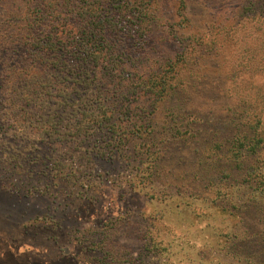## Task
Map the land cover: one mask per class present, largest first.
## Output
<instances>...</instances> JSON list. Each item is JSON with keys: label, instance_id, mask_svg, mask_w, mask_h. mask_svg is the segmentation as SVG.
I'll return each mask as SVG.
<instances>
[{"label": "rangeland", "instance_id": "obj_1", "mask_svg": "<svg viewBox=\"0 0 264 264\" xmlns=\"http://www.w3.org/2000/svg\"><path fill=\"white\" fill-rule=\"evenodd\" d=\"M23 1L0 0V20L19 14ZM181 1L184 9L178 12ZM263 2L140 4L154 29L135 55L144 51L157 62L183 52L190 60L184 100L164 102L153 116L152 150L162 159L155 174H147L146 161L135 158L138 148L147 152L144 141L150 140L130 135L113 150L110 134L87 122L96 113L92 106L77 110L81 93L63 74L68 65L52 71L50 91L39 100L9 93L6 87L19 76L13 63L20 68L22 62L7 61L0 46V264H264L262 252L235 246L264 233L259 212L226 215L173 179L199 178L196 148L232 133L227 104L234 97L226 89L225 79L232 76L226 62L238 69L235 82L254 78L253 93L264 86V63L253 70L247 52L264 48V34L255 30L264 22ZM223 56L229 61L221 69ZM177 129L193 130L194 138L171 140ZM240 191L243 202L250 188Z\"/></svg>", "mask_w": 264, "mask_h": 264}, {"label": "trees", "instance_id": "obj_2", "mask_svg": "<svg viewBox=\"0 0 264 264\" xmlns=\"http://www.w3.org/2000/svg\"><path fill=\"white\" fill-rule=\"evenodd\" d=\"M143 2L24 0L19 14L13 11L0 20V46L7 51V61L22 62L20 68L13 63V71H19V76L12 88L6 87L9 93L15 91L20 98L39 100L50 91L54 81L52 71L68 65L63 74L69 75L81 93L77 110L92 106L96 113L87 122L110 134L113 150L121 149L130 135L150 140L144 141L147 152L138 148L135 158L139 156L140 161H146L143 170L147 174H155L159 173L162 159L152 150L156 132L154 113L166 101L184 100L191 72L190 60L183 52L157 62L150 61L144 51L135 55L154 29L146 24L147 13L140 6ZM247 3L253 6V2ZM182 9L184 1L180 2L178 12ZM124 26L132 31H124ZM259 29L264 34V22L255 28L258 32ZM174 37L183 41L179 35ZM128 38L133 41L128 42ZM247 52L253 70L264 63V48L254 47ZM226 61L229 59L223 56L221 69L226 67ZM228 66L227 73L232 76L224 79L228 96L234 97L227 104L231 114L227 123L232 133L223 140H208L199 150L196 148L200 160L197 168L203 171L199 178L177 175L173 179L191 187L194 192L190 191V196L211 201L226 215L242 218L249 209L264 217V86L258 85L251 92L254 78L235 82L238 69ZM41 67L47 72L43 73ZM182 131L186 130L173 132L171 140L180 143L194 138L193 130L186 134ZM243 186L250 188V194L242 202L238 199L242 193L237 190ZM259 233L257 239H243L235 246L245 253L264 254V233Z\"/></svg>", "mask_w": 264, "mask_h": 264}]
</instances>
